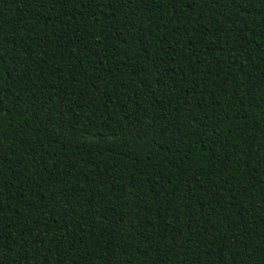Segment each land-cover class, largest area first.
Listing matches in <instances>:
<instances>
[{"label":"trees","instance_id":"16d2710c","mask_svg":"<svg viewBox=\"0 0 264 264\" xmlns=\"http://www.w3.org/2000/svg\"><path fill=\"white\" fill-rule=\"evenodd\" d=\"M0 264H264V0H0Z\"/></svg>","mask_w":264,"mask_h":264}]
</instances>
